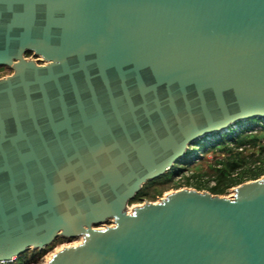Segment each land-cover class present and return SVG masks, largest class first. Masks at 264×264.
Segmentation results:
<instances>
[{"label": "water", "instance_id": "95a60500", "mask_svg": "<svg viewBox=\"0 0 264 264\" xmlns=\"http://www.w3.org/2000/svg\"><path fill=\"white\" fill-rule=\"evenodd\" d=\"M0 66V263L80 237L46 264H264V175L127 210L264 119V0H0Z\"/></svg>", "mask_w": 264, "mask_h": 264}, {"label": "trees", "instance_id": "16d2710c", "mask_svg": "<svg viewBox=\"0 0 264 264\" xmlns=\"http://www.w3.org/2000/svg\"><path fill=\"white\" fill-rule=\"evenodd\" d=\"M26 54H29V52H26ZM251 120L260 121V118ZM228 128L230 136L228 139L223 136L206 149L220 155L212 164H209L208 168L211 172H201L200 166L196 164L189 175H182L183 169H188L192 157L196 156L200 160L199 153L204 154L207 152L203 150L206 145L199 146L198 141H196L188 146L184 155L168 171L143 184L128 203L140 202L143 199L151 200L158 195L161 196L162 190L156 187L169 181L175 167H183L179 171L182 181L174 184L175 188H179L181 185L191 186L196 190H207L217 195H224L229 188L264 175V124L255 133L251 130L241 129L233 134L234 129L230 126ZM210 181L212 184H210ZM150 191H154V193L151 194ZM56 239L43 249H28L19 254L13 261L0 264H28L31 261L34 263L43 251L52 246Z\"/></svg>", "mask_w": 264, "mask_h": 264}, {"label": "rangeland", "instance_id": "374dc122", "mask_svg": "<svg viewBox=\"0 0 264 264\" xmlns=\"http://www.w3.org/2000/svg\"><path fill=\"white\" fill-rule=\"evenodd\" d=\"M24 57L28 58H32L35 59L36 55H34L32 52L29 54H24ZM8 71L6 70L5 66H0V75H8ZM264 124V119H260V121H253V120H245V121H241L238 122L236 124H231L230 127L232 129H234V133L236 134L237 132H239V130L241 129H246V130H251L253 131V133L258 132L261 128V125ZM228 129H225L221 132H216V133H211L210 135H206L204 137L199 138L198 141V145H206L205 148H203L204 154H200L199 153V157L201 158L200 160L195 156L192 157L188 166V169H183V167H175L173 169V173L169 179V181L159 184L157 185V189H161L162 190V194L161 196L158 195L154 198H152L151 200H147V201H151V202H155L157 201L160 197H162L163 195H165L166 193L172 192L174 190L180 189V188H193L191 186L187 187V186H180L179 188H175L174 184L181 182L182 178H181V174H180V170H184L182 172V175H189L191 173V171L193 170V167L197 164L198 166H200V170L201 172H211V170L208 168L209 164H212L214 162L215 159H217L220 155L216 154L215 152H211L210 150H206L209 146L215 144L217 142V140H220L221 138H223V136H225V138H229V133H228ZM210 184H212V182L210 181ZM195 189V188H194ZM151 192V191H150ZM154 193V191L151 192V194ZM232 193V188H229L226 192V194H224V196H229ZM144 200H141L140 202H133V203H128L127 205V210H129L133 205H137V204H141ZM112 222L111 221H105L99 225H96L95 227H102L103 225H110ZM81 238L80 237H72V238H63V237H58L56 239V241L52 244V246L50 248H47L45 251H43L39 257L38 260L36 262H29L28 264H46V261L50 258V256L57 250L61 249L62 247H66V246H72V245H76L80 242Z\"/></svg>", "mask_w": 264, "mask_h": 264}, {"label": "flooded vegetation", "instance_id": "af4514ba", "mask_svg": "<svg viewBox=\"0 0 264 264\" xmlns=\"http://www.w3.org/2000/svg\"><path fill=\"white\" fill-rule=\"evenodd\" d=\"M29 53H31V52H29ZM26 54V53H25ZM32 59V58H31ZM36 63H38V64H44L45 62H44V60L41 58V57H39V56H36V58L35 59H33ZM6 70L9 72L8 74H10L11 73V69L10 68H8V67H6ZM4 76H6V75H4ZM3 75H0V77H4Z\"/></svg>", "mask_w": 264, "mask_h": 264}, {"label": "bare ground", "instance_id": "6f19581e", "mask_svg": "<svg viewBox=\"0 0 264 264\" xmlns=\"http://www.w3.org/2000/svg\"><path fill=\"white\" fill-rule=\"evenodd\" d=\"M231 194H232V193H231ZM231 194H230V195H231ZM230 195H229V196H230ZM129 210H130V209H129Z\"/></svg>", "mask_w": 264, "mask_h": 264}]
</instances>
